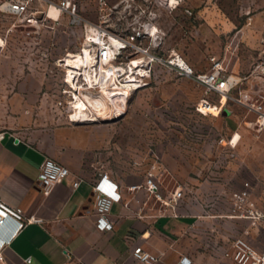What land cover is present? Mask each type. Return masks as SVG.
I'll use <instances>...</instances> for the list:
<instances>
[{
  "label": "rangeland",
  "instance_id": "rangeland-1",
  "mask_svg": "<svg viewBox=\"0 0 264 264\" xmlns=\"http://www.w3.org/2000/svg\"><path fill=\"white\" fill-rule=\"evenodd\" d=\"M75 1L82 24L71 25L65 18L44 35L45 30L35 25L9 30L13 19L0 13V130L8 124L4 67L9 62L24 72H39L48 78L50 86L58 90L53 93L52 88L49 93L56 95V105L67 115L71 112L69 96L62 92L64 71L56 66L57 58L70 51L62 61L75 91L69 90L78 94L83 72L73 66L74 57L81 54L85 66L98 73L102 70L94 61L93 44L85 40L86 32L88 38L99 40V32L90 24L125 35L141 31L137 44L143 51L121 58L125 66L133 61L119 72L120 79H135L138 87L130 92L122 114L133 116L135 121L121 123L125 129L141 131V146L152 147V157L161 162L155 171L162 176L165 194L170 195L180 182L188 183L186 200L191 198L201 215L211 218L210 223L202 224L205 251L224 257L234 239L251 226L250 219L234 216L237 212L230 194L246 183L255 191L264 183V126L256 122L257 114L246 105L264 94V75H252L254 66L264 62V0ZM85 24H89L87 30ZM83 43V51L72 52ZM174 52L198 73L211 71L214 57L222 62L226 74L242 80L232 95L244 104L230 99L220 117L215 115H219L221 103L205 105L202 110L209 114L200 113L197 105L202 98L217 103L219 95L205 93L195 77L180 79L166 65L151 60L152 53L168 57ZM137 62L140 68L133 69ZM77 78L79 83L75 84ZM94 95L88 100L97 98ZM77 103L72 111L74 119L80 108ZM91 105L93 111L102 107L109 118L115 117L116 110L105 100L99 98ZM248 238L261 247L264 226L253 227Z\"/></svg>",
  "mask_w": 264,
  "mask_h": 264
},
{
  "label": "crops",
  "instance_id": "crops-1",
  "mask_svg": "<svg viewBox=\"0 0 264 264\" xmlns=\"http://www.w3.org/2000/svg\"><path fill=\"white\" fill-rule=\"evenodd\" d=\"M4 75L8 124L0 130L5 132L0 140V206L21 208L25 217L41 222L25 223L17 231L18 222L5 219L0 264H142L131 255L137 245L160 257L154 264H181L182 257L190 264H236L226 255L216 258L205 251L202 224L211 218L201 215L191 198L180 203L176 213L150 200L145 216H137L133 196L146 200L147 194L129 187L142 185L146 171L161 162L152 157V147L139 144L141 131L124 128L122 123L134 122L133 116L109 118L101 107L94 111L95 120L72 121L56 105L44 75L24 72L12 61ZM47 157L71 173L45 194L38 174ZM103 173L119 183L123 193V201L112 205L114 228L107 231L96 224L93 197V183ZM75 181L80 182L77 187Z\"/></svg>",
  "mask_w": 264,
  "mask_h": 264
},
{
  "label": "built area",
  "instance_id": "built-area-1",
  "mask_svg": "<svg viewBox=\"0 0 264 264\" xmlns=\"http://www.w3.org/2000/svg\"><path fill=\"white\" fill-rule=\"evenodd\" d=\"M57 9L58 13L56 16L51 14V8ZM0 13L13 19V24L9 26V30H14L16 26L22 25H35L44 29L43 35L49 29H55L56 25H59L63 19L67 18L68 23L71 25L82 24V18L79 15L78 4L75 0H0ZM89 24H85L86 30ZM95 29L99 32L98 39L88 38L87 32L85 40H89L93 44L92 54L94 61L105 66L103 72L105 73V79L109 78V74L115 72H123V69L129 66L123 65L121 58L127 53H138L142 52L143 49L137 44L139 37H141V31H134L128 34H122L117 31H109L102 25L93 24ZM156 32V31H155ZM155 32H152L153 35ZM84 40V42H85ZM84 43L81 48L76 51H83ZM70 53L66 52L62 57L57 58L56 66L64 71V88L63 93L69 96L70 113L69 118H72V111L76 107V94L72 93L74 90L73 85L68 80V67L66 63H63V59ZM152 62L161 63L167 66L169 70L174 71L181 76L195 77L196 81L205 88V93H214L220 96L219 103H221V97L223 95L228 98L234 99L243 103L240 98L234 97L232 92L238 88L241 84V79H237L234 75L226 74V70L219 60L215 57L212 58L213 69L208 72L198 73L191 65L185 60V58L179 53H172L170 56L165 57L160 54H153L151 56ZM100 66H98L99 69ZM100 70V69H99ZM96 72V69L93 70ZM107 73V74H106ZM257 77L264 75V62H258L252 71V75ZM79 80L75 81L78 84ZM81 85L90 86L87 79L83 80ZM71 87V88H69ZM136 89H132L134 91ZM81 95L80 91H77ZM82 97L92 107L91 103L95 101L88 100L85 95ZM216 104L209 101L207 98H202L197 105V110L207 115L202 110L205 105ZM244 104V103H243ZM249 111H253L257 114L256 122L261 126H264V94H259L256 100L246 104ZM223 106H221L220 113L222 112ZM117 112L115 113V117ZM90 120V119H83ZM254 123V121L252 122ZM5 132L0 131V140L4 138ZM225 138L222 137L221 141ZM155 166H152L146 171L144 183L142 185H133L129 189L131 191H138L144 189L147 194V199L143 200L137 194L133 196V200L139 205V209L136 211L138 217H144L145 209L148 205V201L152 200L160 202L166 207H169L174 213L178 211L180 203L186 201L187 191L189 185L186 181L178 183L172 193L165 194L162 191L163 179L160 174L155 171ZM71 173L69 167L54 160L53 158L47 157L43 160L39 168L38 184L45 194H48L54 185L61 183ZM79 181L73 183L74 187L79 185ZM93 197L94 207L96 215V224L99 229L103 231L112 230L114 228V222L109 218V214L112 205L115 202L123 201V193L119 183L113 181L108 173H103L93 183ZM190 199V198H188ZM230 199L236 210L235 217L245 218L251 220V226L244 229L241 236L236 237L228 250L225 252L227 257H230L235 261L236 264H264V244L261 247L254 245L250 242L248 236L251 234L253 227L264 226V183L260 186L258 193L254 190V187L250 183H246V186L238 191H234L230 194ZM126 206H129V201L125 202ZM0 215L5 219L12 217L18 222L17 231L28 222H41V219L35 217H25L21 208L12 209L4 204L0 206ZM4 219V220H5ZM3 219L0 217V221ZM132 257L142 264H154L160 257L150 251L143 248L142 245L135 246L131 251ZM0 259H2L0 255ZM27 263H31L32 259L28 258ZM181 264H190L191 260L187 257H182L180 260ZM38 264V263H36Z\"/></svg>",
  "mask_w": 264,
  "mask_h": 264
},
{
  "label": "bare ground",
  "instance_id": "bare-ground-1",
  "mask_svg": "<svg viewBox=\"0 0 264 264\" xmlns=\"http://www.w3.org/2000/svg\"><path fill=\"white\" fill-rule=\"evenodd\" d=\"M58 13L57 9L52 7L51 8V14L56 16ZM86 50V49H85ZM83 56L81 54H78L74 57V63L73 66L77 67L82 74V81L87 79L90 83V86L87 87L86 85L81 86L80 93L76 94L77 98V104L79 105V110L76 113V118L75 120H80V119H93L95 118L94 111L93 109L88 105V103L85 101V99L82 97V94L85 95V97L88 99L90 94L95 93L94 97L97 98H91L89 100H94L97 104V99L101 98L111 104L114 109L117 112L116 117H121V115L124 112V108L127 106L126 101L130 95V92L132 89H137V85L134 83L136 80H130L126 81L123 79H120V74L119 72H115L114 74H109L108 77L105 79V73L103 70L105 69V66L101 65V72H94L91 67H87L83 64ZM140 62V61H139ZM142 63V62H141ZM140 65L138 62L133 65V69H138L140 68ZM138 71V70H137ZM106 73V74H107ZM82 83V82H81ZM99 97V98H98ZM221 104H224L226 101V95L222 96ZM94 102V104H95ZM99 104V103H98ZM105 104V103H104ZM103 104V105H104ZM101 105V104H100ZM223 106V105H221ZM96 107V106H94ZM99 107V106H98ZM205 107H208L207 105ZM102 110V109H101ZM211 110H216L218 109L212 107ZM96 119V118H95ZM79 122V121H78ZM2 221H0V227L5 224V218L2 217Z\"/></svg>",
  "mask_w": 264,
  "mask_h": 264
}]
</instances>
